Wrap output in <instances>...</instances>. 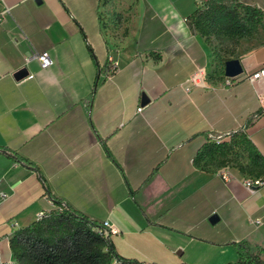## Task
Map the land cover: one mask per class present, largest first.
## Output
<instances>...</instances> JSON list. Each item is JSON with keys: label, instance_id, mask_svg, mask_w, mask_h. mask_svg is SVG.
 <instances>
[{"label": "crops", "instance_id": "0c3cea01", "mask_svg": "<svg viewBox=\"0 0 264 264\" xmlns=\"http://www.w3.org/2000/svg\"><path fill=\"white\" fill-rule=\"evenodd\" d=\"M201 1L3 0L0 262L16 264L11 232L52 208L44 186L114 227L115 252L143 264H228L237 242L264 247V187L245 188L235 167L230 181L217 174L229 158L248 165L247 153L195 161L203 143L229 140L259 109L264 78L246 76L264 63V29L227 52L229 41L187 25ZM237 1L264 10V0ZM44 50L48 68L26 61ZM107 57L116 68L102 78ZM223 58L242 67L228 82ZM197 68L205 87H190ZM240 132L264 160V121Z\"/></svg>", "mask_w": 264, "mask_h": 264}, {"label": "trees", "instance_id": "16d2710c", "mask_svg": "<svg viewBox=\"0 0 264 264\" xmlns=\"http://www.w3.org/2000/svg\"><path fill=\"white\" fill-rule=\"evenodd\" d=\"M261 8L242 4L237 0L201 2L187 17L191 31L207 41L215 38L219 42L227 40L229 52L234 51L241 38L250 36L262 21ZM252 31V32H251ZM226 38V39H224ZM231 48V49H230ZM230 58H223L224 61ZM241 130L229 134V140L207 141L196 154L199 162L204 156L219 153L230 154L234 148L247 153L248 165L235 164L229 160L221 168L235 167L245 176H264V160L259 151ZM18 159V157H16ZM119 169V167L117 166ZM120 170V169H119ZM46 197L52 208L43 211L40 219L11 232L8 246L16 264H143L120 257L114 250L103 224L62 203L51 195L44 186ZM238 259L228 264H264V247L251 251L246 242L235 243Z\"/></svg>", "mask_w": 264, "mask_h": 264}, {"label": "built area", "instance_id": "2783aa9c", "mask_svg": "<svg viewBox=\"0 0 264 264\" xmlns=\"http://www.w3.org/2000/svg\"><path fill=\"white\" fill-rule=\"evenodd\" d=\"M208 0H202L201 2H206ZM200 2V3H201ZM0 22L2 21V17L8 13L9 7L4 5L3 0H0ZM29 59H35L38 63V66L41 69L48 68L52 64V59L49 56L47 51H40L32 55L31 57L26 58V61ZM116 63L111 60L110 57H107L104 63L98 68V75H101L102 78H108L115 70ZM31 77V75L29 76ZM246 78L249 81H254L258 78H264V63L261 65V67L246 76ZM229 77H227L228 82ZM206 80H207V72L204 68H197L190 76L189 83L190 87H205L206 86ZM258 101H259V109L255 111L252 115H250L245 121L239 130L244 131L246 130L249 123H253L258 119H262L264 121V94H258L257 95ZM137 112H140L142 110V107H137ZM213 140H218V136H210ZM217 174L220 175L223 181L227 182L234 178V175L232 174L231 170L229 168L223 167L221 168ZM242 184L245 188L249 189L250 191H256L260 187H264V176L261 177H253V176H244L241 179ZM6 194L0 190V199L5 198ZM43 216V211H39L35 215V220L40 219ZM257 223H260V220L256 221ZM103 226L105 227V230L102 231L103 233H107L108 235L114 234L116 232V229L112 226H108L105 221L101 222ZM0 264H5L0 262ZM111 264H115L114 261H112Z\"/></svg>", "mask_w": 264, "mask_h": 264}, {"label": "water", "instance_id": "95a60500", "mask_svg": "<svg viewBox=\"0 0 264 264\" xmlns=\"http://www.w3.org/2000/svg\"><path fill=\"white\" fill-rule=\"evenodd\" d=\"M242 72V67L240 64V61L238 59L232 58L228 59L224 63V74L227 77H234ZM26 70L25 69H20L14 74L15 78H20L24 75H26ZM142 99L144 102H147L146 96L143 94ZM216 217H212L211 220H215Z\"/></svg>", "mask_w": 264, "mask_h": 264}, {"label": "rangeland", "instance_id": "374dc122", "mask_svg": "<svg viewBox=\"0 0 264 264\" xmlns=\"http://www.w3.org/2000/svg\"><path fill=\"white\" fill-rule=\"evenodd\" d=\"M262 11H263L262 21L256 26V28L254 30L252 29V31H258V29H264V10H262ZM224 39H226V38H224Z\"/></svg>", "mask_w": 264, "mask_h": 264}]
</instances>
